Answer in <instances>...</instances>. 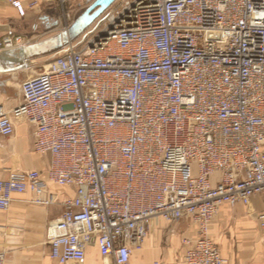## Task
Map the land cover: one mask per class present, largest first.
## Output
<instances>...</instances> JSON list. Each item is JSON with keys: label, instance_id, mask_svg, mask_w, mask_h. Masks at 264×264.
Masks as SVG:
<instances>
[{"label": "built area", "instance_id": "obj_1", "mask_svg": "<svg viewBox=\"0 0 264 264\" xmlns=\"http://www.w3.org/2000/svg\"><path fill=\"white\" fill-rule=\"evenodd\" d=\"M7 1L21 16L39 5ZM105 13L22 84L20 105L0 108V138L26 120L35 152L52 158L47 180H0V211L26 193L57 204L50 182L74 189L47 229L59 264L91 246L105 264H137L161 219L197 227L186 264H227L212 222L224 205L264 207V0H116ZM22 45L9 36L0 50ZM257 221L264 230V211Z\"/></svg>", "mask_w": 264, "mask_h": 264}, {"label": "crops", "instance_id": "obj_2", "mask_svg": "<svg viewBox=\"0 0 264 264\" xmlns=\"http://www.w3.org/2000/svg\"><path fill=\"white\" fill-rule=\"evenodd\" d=\"M38 1L36 8L21 16L7 0H0V42L9 36L20 37L22 46L30 47L56 38L57 35H51L55 27L51 17L55 13L56 0ZM53 54L54 51L34 56L25 70L0 73V108L10 112L22 103V84L41 73L46 66H41V63ZM14 122L15 135L0 138V180L7 179L11 172L16 171H38L47 180L52 158L50 154L35 152V127L26 120ZM49 187L59 198L55 205H37L33 202V194L26 193L15 196L7 212L0 211V253H5V264H59L50 256L47 229L50 223L62 216V202L66 197L74 196V189L50 182ZM263 211L262 201L257 197L248 207L243 204L222 207L211 224L210 238L219 247L227 264H264V230L257 221V215ZM175 230L177 235L173 238ZM195 238L197 227L189 219L179 223L161 219L152 228L143 248L134 252L132 262L186 264L182 242ZM105 263L97 246H91L84 262L72 264Z\"/></svg>", "mask_w": 264, "mask_h": 264}, {"label": "water", "instance_id": "obj_3", "mask_svg": "<svg viewBox=\"0 0 264 264\" xmlns=\"http://www.w3.org/2000/svg\"><path fill=\"white\" fill-rule=\"evenodd\" d=\"M116 0H95L71 25L68 33L62 36L34 46H19L13 49L0 51V73H11L25 70L29 67L30 61L40 53L53 52L64 46V42L73 41L80 37L95 20L100 18ZM56 40L57 46L53 44ZM180 221H178L179 223ZM173 238L176 237V230L172 232Z\"/></svg>", "mask_w": 264, "mask_h": 264}, {"label": "rangeland", "instance_id": "obj_4", "mask_svg": "<svg viewBox=\"0 0 264 264\" xmlns=\"http://www.w3.org/2000/svg\"><path fill=\"white\" fill-rule=\"evenodd\" d=\"M95 0H67L65 3H61L59 0H56L55 4V13H52L51 17L54 21L58 22V25L54 27L51 31V35H63L65 31L71 27L73 22L94 2ZM106 14V13H105ZM103 14L96 22L93 23L80 37L73 40V45L79 47L81 45L82 39H85L98 25L100 19L104 18ZM57 41L54 40L53 44L57 46ZM66 43L64 42V45ZM62 48L54 51V54L51 58L46 61H41V66L47 65V63L55 57ZM40 66V64H39Z\"/></svg>", "mask_w": 264, "mask_h": 264}, {"label": "bare ground", "instance_id": "obj_5", "mask_svg": "<svg viewBox=\"0 0 264 264\" xmlns=\"http://www.w3.org/2000/svg\"><path fill=\"white\" fill-rule=\"evenodd\" d=\"M98 19H99V18H98ZM98 19H97V20H98ZM97 20H95V22H96ZM74 22H75V21H74ZM74 22H73V23H74ZM93 23H94V22H93ZM54 24H55V26H57V25H58V22L54 21ZM92 25H93V24H92ZM92 25H91V26H92ZM91 26H90V27H91ZM69 28H70V27H69ZM68 30H69V29H67L65 32L68 33ZM86 30H87V29H86ZM86 30H85V31H86ZM12 49H13V48H12Z\"/></svg>", "mask_w": 264, "mask_h": 264}]
</instances>
